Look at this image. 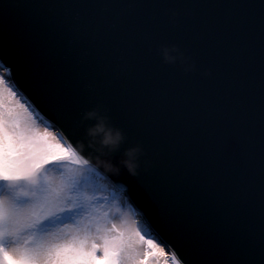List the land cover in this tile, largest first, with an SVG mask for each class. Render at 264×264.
Returning <instances> with one entry per match:
<instances>
[{
    "label": "snow or ice",
    "instance_id": "obj_1",
    "mask_svg": "<svg viewBox=\"0 0 264 264\" xmlns=\"http://www.w3.org/2000/svg\"><path fill=\"white\" fill-rule=\"evenodd\" d=\"M35 7L22 0L0 6V66L7 73L0 75V264H161L162 257L163 264H264V0L46 5L62 9L55 32L70 37L64 62L72 79L16 50L22 38L30 45L24 20ZM168 8L189 10L191 27L181 23L174 31L188 36V50L212 53L219 67L212 79L195 82L202 87L162 79L152 67L151 48L172 30L163 15ZM13 76L67 121L81 102L77 85L91 76L108 90L107 119L138 134L172 137L182 169L181 214L148 185L170 243L140 227L106 223L108 197L96 195L105 177L62 129L42 126ZM129 171L145 179L135 166Z\"/></svg>",
    "mask_w": 264,
    "mask_h": 264
},
{
    "label": "water",
    "instance_id": "obj_2",
    "mask_svg": "<svg viewBox=\"0 0 264 264\" xmlns=\"http://www.w3.org/2000/svg\"><path fill=\"white\" fill-rule=\"evenodd\" d=\"M6 0H0L2 6ZM23 3L37 5L28 9L25 24L28 26L26 38L30 45L26 46V39L15 42V48L22 55L31 56L37 66H50L63 69L64 79H72V71L64 62V50L70 37L55 32L56 25L63 21L62 9L44 7L51 4H61L66 0H22ZM225 3L231 0H213ZM260 3L261 0H256ZM164 18L170 29L158 40L150 50L155 57L153 69L165 80L184 82L186 87L198 88L203 85L198 81H208L216 76L218 65L213 60V54L190 46L186 34L176 32L181 23L191 27L190 12L186 9L168 8L164 10ZM37 25L35 31L31 25ZM171 58L172 62L166 60ZM75 58L73 57V64ZM2 64V61H0ZM1 70H5L0 66ZM7 75V73H6ZM17 91L25 97V102L31 104L33 112L39 117L42 126H48L59 132L61 129L78 152L90 160L94 169L98 170L109 190H113L116 200L124 207L126 204L133 210L136 218L146 227L160 243H170L168 233L162 227L160 219L154 210L152 194L148 185L151 183L152 192L160 201L168 206L174 214L179 216L183 210L181 194L176 186V177L182 171L177 167L176 155L171 149L172 137L164 136L158 131H144L136 133L128 128H121L115 121L107 119L110 114L108 101L104 94L108 91L104 85L91 76L83 78L77 85L81 102L77 107V114L71 121L59 118L43 101L28 89L19 77H12ZM115 86L112 94H115ZM114 111H119L114 105ZM133 120H139L138 115ZM103 126L106 132L113 136L121 135L119 144L113 148L103 143L104 134L93 136L91 130ZM135 166L145 174L143 181L134 178L129 171ZM150 173V174H149ZM149 174V176H148ZM110 177L111 179H107ZM117 193H120L117 195Z\"/></svg>",
    "mask_w": 264,
    "mask_h": 264
},
{
    "label": "rangeland",
    "instance_id": "obj_3",
    "mask_svg": "<svg viewBox=\"0 0 264 264\" xmlns=\"http://www.w3.org/2000/svg\"><path fill=\"white\" fill-rule=\"evenodd\" d=\"M0 75H6L5 70L0 69ZM67 167L72 169V171L76 174H79V172L81 171V169H79L78 166L76 165L68 164ZM48 174L52 176L56 175L55 172L52 171H50ZM100 188H104V187H100ZM96 195L101 198L108 197V203H106L104 206V211L107 213L106 223L108 224L115 223L118 226L127 228L128 230H131L136 227H140L143 228L146 232H148L146 227L143 226L141 223L137 225L136 222L138 221V219L135 217L133 211L129 208L128 205H125L124 209H122L119 205V202L115 200L117 202L116 203L115 201H111L109 199L110 196L112 195L115 197L113 190H109V192L108 191L104 192L103 190L100 189L99 191L96 192ZM101 234L103 235L104 233L102 232ZM144 250L146 251V247ZM165 259H166L165 257L161 258V264H163Z\"/></svg>",
    "mask_w": 264,
    "mask_h": 264
},
{
    "label": "clouds",
    "instance_id": "obj_4",
    "mask_svg": "<svg viewBox=\"0 0 264 264\" xmlns=\"http://www.w3.org/2000/svg\"><path fill=\"white\" fill-rule=\"evenodd\" d=\"M166 60H168V62H172L171 58L167 57V55H166ZM101 133L104 134L103 143L105 145L114 147L116 141L119 139V134H116L115 136H113L111 132H106L105 128L102 125L91 130V134L93 136H99Z\"/></svg>",
    "mask_w": 264,
    "mask_h": 264
},
{
    "label": "trees",
    "instance_id": "obj_5",
    "mask_svg": "<svg viewBox=\"0 0 264 264\" xmlns=\"http://www.w3.org/2000/svg\"><path fill=\"white\" fill-rule=\"evenodd\" d=\"M98 183H99L100 187H104V188H100L101 190H103L104 192H106V191H108V192H109V190L107 189V187H106V185H105V184H103V183H100V182H98Z\"/></svg>",
    "mask_w": 264,
    "mask_h": 264
},
{
    "label": "bare ground",
    "instance_id": "obj_6",
    "mask_svg": "<svg viewBox=\"0 0 264 264\" xmlns=\"http://www.w3.org/2000/svg\"><path fill=\"white\" fill-rule=\"evenodd\" d=\"M120 193H117V195H119Z\"/></svg>",
    "mask_w": 264,
    "mask_h": 264
}]
</instances>
